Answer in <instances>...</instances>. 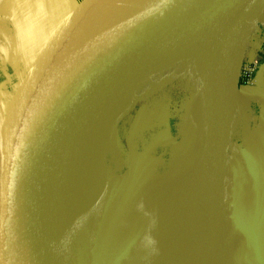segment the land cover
Here are the masks:
<instances>
[{
  "label": "water",
  "instance_id": "obj_1",
  "mask_svg": "<svg viewBox=\"0 0 264 264\" xmlns=\"http://www.w3.org/2000/svg\"><path fill=\"white\" fill-rule=\"evenodd\" d=\"M70 1L74 10L32 63L1 131L0 264H199L181 259L144 261L147 256L140 251L147 247L136 243L139 235L117 215L107 218L114 226L112 235L108 238L101 231L106 239L98 238L95 216L107 196L101 197L91 226L81 221L64 224L48 212L46 199L72 140L107 97L196 37L220 34V57L226 64L234 33L246 26L248 35L264 0H148L97 32L98 23L120 0H83L78 5ZM239 76L231 81L218 68L214 90L209 85L213 102L202 184L205 200L218 212L235 224L257 227L264 216L243 217L226 197L230 188L225 181L226 146ZM112 182L117 192L114 209L133 214L131 206L140 208L131 200L134 192Z\"/></svg>",
  "mask_w": 264,
  "mask_h": 264
},
{
  "label": "bare ground",
  "instance_id": "obj_2",
  "mask_svg": "<svg viewBox=\"0 0 264 264\" xmlns=\"http://www.w3.org/2000/svg\"><path fill=\"white\" fill-rule=\"evenodd\" d=\"M146 1L120 0L102 18L94 32ZM254 20L264 22V8ZM246 34V26L238 29L227 48L225 72L231 81L237 78L236 69ZM221 41L222 37L218 33L193 38L179 50L136 74L107 97L80 128L64 160L58 165L46 199L48 212L69 226L75 221L91 226L94 213L99 208L95 207L93 211L89 209L99 202V192L110 177L117 180L124 178L133 185L140 175V161L131 153L123 155V146L117 136L119 126L140 101L162 91L174 81L189 74L209 75L214 69L220 68ZM210 116L211 113L210 121L198 134L174 148L167 159L159 163L157 175L148 186L146 195V203L151 212L166 213L178 208L193 217L200 214L199 195L204 188L195 183V167L198 162L201 166L203 164ZM2 128L0 124V136ZM187 159H191V162ZM226 197L239 215L264 216V205L249 204L243 194L237 196L227 191ZM205 210L207 229H180L171 224L149 227L151 238L164 237L171 241L167 250L156 254L157 261L181 259L199 264H264V239L252 244L248 239L251 238L250 233H246L245 228L239 227L220 212L222 226L216 229L214 204L205 200Z\"/></svg>",
  "mask_w": 264,
  "mask_h": 264
},
{
  "label": "rangeland",
  "instance_id": "obj_3",
  "mask_svg": "<svg viewBox=\"0 0 264 264\" xmlns=\"http://www.w3.org/2000/svg\"><path fill=\"white\" fill-rule=\"evenodd\" d=\"M258 26L259 24L257 22H254V24L250 28V31L248 32V35L246 34L244 38L243 51L236 69V77L238 76V74L240 75L242 66L247 63L246 61H248V59L245 58L246 53L247 55L250 54L252 50H255V47L259 43V39L257 38L256 33L255 35H252V31L255 30ZM4 46V44H0L1 125H3L6 120L12 99L29 67H22L20 64L14 63L15 61L13 59V56L7 55L9 49ZM31 60V63H33L34 59ZM220 68L225 71V64L222 63L220 65ZM216 70L217 69H214L213 72L209 75L189 74L174 81L171 85L163 89L164 91L162 90L152 95L151 97L140 101L129 113L126 120H124L119 126L117 136L121 141V145L123 146V155L126 153H131L134 158L138 159L140 161L141 171H139L140 175L137 176L136 182L133 181V185L127 183L124 178L121 180H117L113 177H110V180L108 179L104 183L103 188L99 192V195L100 199L102 196H107V198L104 202V206L100 210V213L96 214L95 216L97 219V223L95 225L96 227H98L96 236L98 238H104L101 231L105 232L108 238L112 235L111 231L114 226L110 225V220L108 222L107 218L115 219L113 217H115L114 215H117L119 219L127 223L130 231H134L137 233V235H139L141 240L139 242L136 241V243L147 247L144 252H140L147 256L144 261L149 262L152 259H156V254H161L165 251V248L161 246L159 247L160 242H157L159 244L156 245L155 240L153 241V239L149 237L148 233L150 232V228L149 232L146 231L149 222V227H163L164 225H168L166 224V221L169 220V224L180 229H197L198 231H200V229L202 230L203 227H205V229L208 228V217L205 210L204 191H201L199 195L198 207L200 210V214L198 215V217H193L189 214H185L178 208L176 210L171 209L166 213H158V211H155V213H153L149 210V207L146 203V195L148 186L157 175L159 163L162 159H167V153L171 149V147L180 144L184 124L186 123L194 125L191 128L185 129V132L187 133L189 131L200 128L202 124L201 120H203L202 116H205V113L208 110V106L205 102L209 104L213 102L210 88L211 90H214ZM255 73L256 71L254 72L252 79H254ZM244 93L245 92L242 93V90H240L241 95L240 98H238V107H241L242 103H244L243 99L246 100L247 94L244 95ZM200 107L202 108L201 112ZM210 107L211 106H209V108ZM236 107L237 105L235 106L236 114H233L234 117L232 121V137L230 140V144L239 145L241 148L247 149L249 140L248 136L250 130L252 129V123L250 119L252 113L242 114L239 110L241 108L237 107L236 109ZM245 115H247L248 117ZM195 158L196 156L194 155L193 159ZM187 161L191 162V159H187ZM233 174L234 171L230 169V188L227 189V191H232L237 196L243 194L244 196H246L243 198L251 202L249 197L254 189L253 183L248 180V177L246 175H243L235 182V180L232 178L234 176ZM202 176V166L198 162L195 167L194 179L196 185L203 188ZM111 179H115L123 186L133 187L139 190L138 194L141 197L140 208L136 209L131 206V208L134 209L133 214L125 215L122 212L120 214L117 209H114L115 205H117L114 201L117 192ZM107 182L109 186L111 185L110 189L109 186L107 189L105 188ZM129 196V193L127 192L125 199L126 197L129 199ZM128 207L130 208V206ZM94 209L95 206L90 207L89 210L93 211ZM215 213L216 229H221L222 225L220 214L216 210V208ZM235 222H237V224H241V226L245 228L244 230L246 233L247 231L250 233V236L253 239L251 241L252 244L261 240V238H264L263 235H261V233L257 230L258 227H251L246 222ZM138 227H141L143 232L142 230L139 231ZM246 227H248V230H246ZM114 233L117 234V231L115 229ZM132 243H134L135 245V242Z\"/></svg>",
  "mask_w": 264,
  "mask_h": 264
},
{
  "label": "crops",
  "instance_id": "obj_4",
  "mask_svg": "<svg viewBox=\"0 0 264 264\" xmlns=\"http://www.w3.org/2000/svg\"><path fill=\"white\" fill-rule=\"evenodd\" d=\"M74 8L75 5L70 0H0V44H4V47L9 49L7 55L13 56L14 63L20 64L22 67L26 66V68L29 66L25 76L32 67L31 59H36L50 36ZM256 22L259 26L252 31V35L256 33L259 43L255 50L245 55V58L248 59L247 63L256 64V73L254 79L251 78L250 81H244L239 76L236 103L238 107V98L240 90H242V93L245 92L244 95L247 94V97L246 100L243 99L244 103L241 107L239 106L241 108L239 110L242 114L252 113L250 116L252 129L249 132L247 149L230 144L232 118L226 146L225 181L230 184V169L234 171L232 178L235 182L246 175L254 185L253 192L249 197L251 200L249 204L264 205V22ZM112 180L124 190L133 191L134 195L131 200L136 207L140 206L141 199H137L140 196L139 190L123 186L115 179ZM101 205L100 199L95 207L100 209ZM166 224H169V220L166 221ZM149 226L150 223L148 232ZM257 230L264 237V223L260 224ZM152 239L155 240L156 245L159 244L157 242H160L159 247L165 248L164 250H167V245L171 244V241L164 237Z\"/></svg>",
  "mask_w": 264,
  "mask_h": 264
},
{
  "label": "trees",
  "instance_id": "obj_5",
  "mask_svg": "<svg viewBox=\"0 0 264 264\" xmlns=\"http://www.w3.org/2000/svg\"><path fill=\"white\" fill-rule=\"evenodd\" d=\"M206 104H207V106H208V110L206 111V113H205V116H202V118H203V120H201L202 121V124H201V126H200V128H198V129H195V130H192V131H189L188 133L187 132H185V129H187V128H191V127H193L194 125L193 124H184V126H183V129H182V134H181V141H180V144L179 145H175V146H173V147H171V149L168 151V153H167V155L168 154H170V152L174 149V148H176V147H179V146H181L188 138H190L191 136H195L196 134H198L205 126H206V124L208 123V120H209V115H210V113L212 112V106H211V104H209V103H207V102H205ZM209 106H211L210 108H209ZM202 111V108L200 107V112ZM193 118V117H192ZM191 118V119H192ZM187 125V126H186ZM199 127V126H198Z\"/></svg>",
  "mask_w": 264,
  "mask_h": 264
},
{
  "label": "built area",
  "instance_id": "obj_6",
  "mask_svg": "<svg viewBox=\"0 0 264 264\" xmlns=\"http://www.w3.org/2000/svg\"><path fill=\"white\" fill-rule=\"evenodd\" d=\"M75 4H80L83 0H72ZM256 68L255 63H246L242 66L240 77L244 81H250L253 77L254 71Z\"/></svg>",
  "mask_w": 264,
  "mask_h": 264
},
{
  "label": "flooded vegetation",
  "instance_id": "obj_7",
  "mask_svg": "<svg viewBox=\"0 0 264 264\" xmlns=\"http://www.w3.org/2000/svg\"><path fill=\"white\" fill-rule=\"evenodd\" d=\"M257 67V66H256ZM255 70H256V68H255ZM255 72V71H254Z\"/></svg>",
  "mask_w": 264,
  "mask_h": 264
}]
</instances>
